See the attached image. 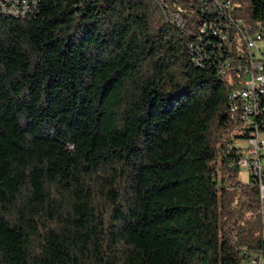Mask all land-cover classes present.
<instances>
[{
  "label": "trees",
  "instance_id": "16d2710c",
  "mask_svg": "<svg viewBox=\"0 0 264 264\" xmlns=\"http://www.w3.org/2000/svg\"><path fill=\"white\" fill-rule=\"evenodd\" d=\"M29 2L0 11V264L264 261L236 31L204 34L202 0ZM233 17L264 25V0Z\"/></svg>",
  "mask_w": 264,
  "mask_h": 264
},
{
  "label": "built area",
  "instance_id": "2783aa9c",
  "mask_svg": "<svg viewBox=\"0 0 264 264\" xmlns=\"http://www.w3.org/2000/svg\"><path fill=\"white\" fill-rule=\"evenodd\" d=\"M202 2V11L210 16L209 22L203 23L204 34H221L222 43H226L229 42L226 32L236 31L239 41L247 49L249 64L245 66L244 70V89L235 92L233 97L241 98L243 121L255 125L262 111V97L264 96V25L256 23L253 26L242 19H235L233 9L236 0H202ZM31 5L33 4L29 0H0V11L26 15L29 13ZM173 18L176 23L184 26L186 21L180 13H174ZM201 40L199 45H202L207 39L201 38ZM192 47L198 48V43L192 44ZM231 65V58L226 57L221 65L224 68L223 73L225 69H231ZM238 143L236 142L235 146L240 147V156L238 161L232 164V167L247 170L254 174V177H259L262 180L264 176V134L256 133L244 146H240ZM260 190L261 196L264 198L263 183H261ZM250 264H264V261L262 258L253 259Z\"/></svg>",
  "mask_w": 264,
  "mask_h": 264
},
{
  "label": "rangeland",
  "instance_id": "374dc122",
  "mask_svg": "<svg viewBox=\"0 0 264 264\" xmlns=\"http://www.w3.org/2000/svg\"><path fill=\"white\" fill-rule=\"evenodd\" d=\"M241 42V41H240ZM238 145L240 146H244L245 144L244 143H238ZM239 179L240 180H243L244 182H248L250 180V175H249V172L246 171V170H241L239 171ZM264 185V184H263ZM263 196H264V193H263Z\"/></svg>",
  "mask_w": 264,
  "mask_h": 264
},
{
  "label": "bare ground",
  "instance_id": "6f19581e",
  "mask_svg": "<svg viewBox=\"0 0 264 264\" xmlns=\"http://www.w3.org/2000/svg\"><path fill=\"white\" fill-rule=\"evenodd\" d=\"M13 14V13H12ZM14 14H16V13H14ZM178 24V23H177ZM178 25H180V26H183L182 24H178Z\"/></svg>",
  "mask_w": 264,
  "mask_h": 264
}]
</instances>
